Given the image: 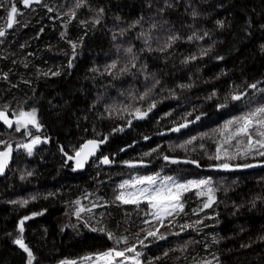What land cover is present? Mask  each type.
<instances>
[{"label":"trees","instance_id":"trees-1","mask_svg":"<svg viewBox=\"0 0 264 264\" xmlns=\"http://www.w3.org/2000/svg\"><path fill=\"white\" fill-rule=\"evenodd\" d=\"M21 2L0 0V30L19 8L0 39V109L34 112L38 126L11 138L0 125L14 150L0 178V264L113 251L124 264H264V128L235 135L264 107V0ZM88 140L100 153L79 168L68 158ZM135 174L211 191L181 190L182 208L159 219L117 199Z\"/></svg>","mask_w":264,"mask_h":264},{"label":"snow or ice","instance_id":"snow-or-ice-1","mask_svg":"<svg viewBox=\"0 0 264 264\" xmlns=\"http://www.w3.org/2000/svg\"><path fill=\"white\" fill-rule=\"evenodd\" d=\"M33 2V0H23V3L25 7L30 6V4ZM36 3H40L41 0H35ZM79 6V5H78ZM17 12V9L15 6L11 8V12L9 14V18L11 20V17L13 14ZM193 15L195 16L196 13L194 12ZM8 27H12V23H8ZM5 33L3 30H0V36H3ZM170 39H178V37H171ZM75 47V45H73ZM128 53L132 52V48L127 49ZM111 68H115L116 64L113 63ZM133 67H135V64H133ZM95 71V69H93ZM126 71V69H125ZM252 87H255V85H252ZM234 100H239L241 97L239 95H234L232 97ZM31 117L30 120H28L29 123L35 124V113H21V117ZM0 119H5V122L8 123L7 119L4 117V114L0 112ZM243 120V123L240 125L239 128L236 129L235 135H241V134H248L249 129L253 126L254 121L258 122V125L260 128H264V107L256 109V111L250 113L249 115L241 118ZM234 123V121H230L229 124ZM38 126V125H37ZM228 125H225V128H227ZM261 136H264V131H261L259 133ZM39 141V138L37 137L35 140H33L31 145H24V147L27 149L28 153L31 154L32 152V147ZM251 137L249 136V143H251ZM260 147L264 148V141H259ZM89 144H92L95 146L94 141H89ZM87 147V146H86ZM261 155H264V153H261ZM77 156H80V153H77ZM0 157H7V153H0ZM69 159H72V157H69ZM167 159V157H165ZM104 163H108L107 158L104 159ZM6 160L0 161V172H2L3 167L5 166ZM82 166V161L77 160V167ZM224 168H228L227 164L223 165ZM137 183H149V184H155V178L154 177H146L143 180L137 181ZM209 181H199V182H189L188 184H174L172 188H169L167 186V182L165 183L164 187L156 188L153 192H149L147 188L143 189L138 196L139 197H145L150 205L155 208H159L165 212H168L171 208H175L178 206L176 203L179 201L180 198V192L181 190H186L187 188L191 187L193 184L199 185H204L208 184ZM123 187V186H122ZM211 191V189H209ZM117 199L123 200L124 203H139V199H131L127 200L123 198V195L118 196ZM209 205H205V207H208ZM182 208V206H180ZM23 221L21 222V228L20 231L23 232V227H22ZM21 248L24 249L25 252H28L29 257H31V252H29L28 248L26 245L23 243L22 239H17L15 241ZM132 249H129L131 251ZM113 253H105L104 258L108 260V264H111L110 258L112 257ZM116 256H123V252H116Z\"/></svg>","mask_w":264,"mask_h":264},{"label":"rangeland","instance_id":"rangeland-1","mask_svg":"<svg viewBox=\"0 0 264 264\" xmlns=\"http://www.w3.org/2000/svg\"><path fill=\"white\" fill-rule=\"evenodd\" d=\"M43 2H44V0H41V2L38 3V5H41V3L43 4ZM0 112H2L4 115L14 119V121H15V126L13 128H11V129L10 128L6 129L0 124L1 128L3 130H9L10 132H12L11 133V138H13L16 135V133H18L19 131L24 130V128L25 129H28V128H32L33 129V126L29 127V124L31 125L33 123H29L28 122V120H30L31 117H27V116L26 117H21V113H30L29 110H25V108H22V110L21 109L20 110H15V107H13V108L5 107V108L0 109ZM242 123H243V120H242ZM254 123L257 124V121H255ZM34 125H35V127L37 125L36 118H35V124ZM36 138L37 137L31 139L32 142ZM41 141H42V138H39V141L37 143H39ZM32 142H30L28 145H31ZM0 144H1L0 152L1 151H3V152L4 151H9L11 149L10 145L7 144V142H5V141L3 143H0ZM12 148H15V147H12ZM33 148H34V145L32 147V150H33ZM24 151L28 152L26 148H25ZM257 164H258V161H254L253 164H249V165L246 164V165H244V167H250V166L255 167V166H257ZM135 165L129 164L127 166L128 167H135ZM228 168H230V166H228ZM228 168H224L223 167V169H228ZM146 177H154L155 178V184L137 183V181L143 180ZM166 182H167V186L169 188H172L174 184H188L189 183V182H187V183H179V182H177L176 183V182H173L171 179L165 178V177H163V176H161L159 174H156V175H153V176H145V175L135 174L131 180L124 182V184H123V198L127 199V200L137 199L138 198L139 202L145 201L146 203H148V201H147V199L145 197H139L138 194L145 188H147L149 190V192H153L156 188L164 187ZM189 188L196 189L197 193H199L201 195L206 194L209 191L208 184L199 185V186L197 184H193ZM176 203L178 204V206L175 207V208H171L168 212H165V211H163V210H161L159 208L152 207V205H151V207H152V209H153V211L155 213V216L157 218H159V219H163L169 213H171V212L175 211L176 209L180 208L178 201ZM116 252L117 251L111 252V253H113L112 257L110 258L111 264H124V263H129V262L132 261V259L130 257L129 258H126V257L120 258L121 256H116L115 255ZM115 258H118V260L116 261ZM103 263L104 264H108V260H106L104 258V254L100 255V256H95L93 259L86 258V259H83V260H81L79 262H75V263H71V264H103Z\"/></svg>","mask_w":264,"mask_h":264},{"label":"water","instance_id":"water-1","mask_svg":"<svg viewBox=\"0 0 264 264\" xmlns=\"http://www.w3.org/2000/svg\"><path fill=\"white\" fill-rule=\"evenodd\" d=\"M34 1H35V0H33V2L30 4V6L25 7V5H24V3H23V0H22V2H21V7H22L23 9H29V8L33 5V3H35ZM13 6H15V5H12V6L9 8V10L7 11L6 22H5L4 27L1 29V30L4 31L5 34H6L7 32H9V31L13 28V26H14V24H15V22H16V18H15V16H16V14L19 12V8H18L17 6H15L16 9H17V12H16L15 14L12 15L11 20H10V18H9V14H10V12H11V8H12ZM9 22L12 23V27H11V28L8 27V23H9ZM5 34H4V35H5ZM4 35H3V36H4ZM3 36H0V39H1ZM250 88H251V89H254V87H252V86H251ZM4 117L7 119L8 123L5 122V119H1V122L3 123V125H4L6 128H10V129L13 128V127L15 126V121H14V119H12V118H10V117H8V116H6V115H4ZM89 141H94V142H95V146H93L92 144H89ZM86 146H87V147H86ZM78 152L80 153V156H77V153H78ZM78 152L76 153V155H75L74 157H72V159H69V158H68V160L71 161V162H73V163H75L76 165H77V160H81V161H82V166H83V164H84L85 162L90 161V160H92L94 157H97V156L99 155V153H100V143H99L97 140H88V141H86V142H84V143L82 144V146L80 147V149H79ZM0 153H7V157H0V161H4V160H6V163H5V166L3 167V170H2V172H0V178H1V177H3V176L5 175L6 170L10 167V165H11V163H12V161H13L14 151H13V150L4 151V152L1 151ZM104 159H105V158H100V160H99L100 164H101L104 168H108V167H110V166L113 165L112 163H110V161H109L108 159H107V160H108V163H104V162H103ZM82 166H81V167H82ZM81 167H79V168H81Z\"/></svg>","mask_w":264,"mask_h":264},{"label":"bare ground","instance_id":"bare-ground-1","mask_svg":"<svg viewBox=\"0 0 264 264\" xmlns=\"http://www.w3.org/2000/svg\"><path fill=\"white\" fill-rule=\"evenodd\" d=\"M5 58V57H4ZM16 114V113H15ZM18 116V115H17ZM15 117V116H14ZM17 118V117H16ZM31 127V126H30ZM24 130H25V128H24ZM2 131V130H1ZM17 132V131H16ZM33 132V131H32ZM25 133V132H24ZM11 134V133H10ZM31 138V137H30ZM24 139V138H23ZM9 141V140H8ZM31 142H32V140H30ZM12 143H13V141H12ZM14 143H15V141H14ZM1 145V144H0ZM80 149V148H79ZM128 171V170H127Z\"/></svg>","mask_w":264,"mask_h":264},{"label":"flooded vegetation","instance_id":"flooded-vegetation-1","mask_svg":"<svg viewBox=\"0 0 264 264\" xmlns=\"http://www.w3.org/2000/svg\"><path fill=\"white\" fill-rule=\"evenodd\" d=\"M0 124H1L4 128H6V127L3 125V123L1 122V120H0ZM31 125H34V124H31Z\"/></svg>","mask_w":264,"mask_h":264}]
</instances>
